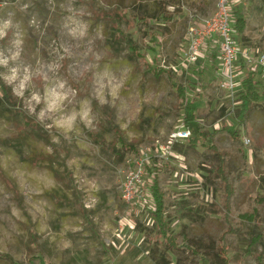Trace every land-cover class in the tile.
Instances as JSON below:
<instances>
[{"label": "rangeland", "instance_id": "obj_1", "mask_svg": "<svg viewBox=\"0 0 264 264\" xmlns=\"http://www.w3.org/2000/svg\"><path fill=\"white\" fill-rule=\"evenodd\" d=\"M218 1L0 0V83L14 96L12 111L0 104V264H27L33 240L49 256L44 264H194L157 240L151 174L142 168L133 178L137 165L130 153L114 152L121 148L118 133L140 149L144 165L152 164L151 156L170 162L174 171L162 178L171 230L220 236L227 227L221 215L199 211L204 201L218 200L217 178L208 171L218 158L181 137L187 127L175 83L204 110L191 128L212 132L228 126L241 135L239 141L225 134L217 138L221 147L244 150L228 156V168L251 166L235 204L254 192L264 196V109L244 106L219 87L218 41L205 43L195 62L185 56L189 26L213 17ZM165 6L174 13L170 23L162 20ZM238 7L249 28L264 30V0H243ZM117 13L123 33L152 66L174 71L172 82L137 65L127 42L115 39ZM144 16L150 24L168 26L156 44L141 23ZM234 23L232 15L237 42L251 49L262 93V53L237 36ZM17 111L38 123L41 135L20 126ZM130 181L133 196L126 199ZM257 228L264 229V207ZM254 229L239 224L226 240L229 257L243 254L242 242ZM245 263L258 264L250 256Z\"/></svg>", "mask_w": 264, "mask_h": 264}, {"label": "trees", "instance_id": "obj_2", "mask_svg": "<svg viewBox=\"0 0 264 264\" xmlns=\"http://www.w3.org/2000/svg\"><path fill=\"white\" fill-rule=\"evenodd\" d=\"M167 4L175 6L174 2H168ZM163 8L162 20L166 21V23H170L174 18V13L168 11L166 6ZM233 15L235 20L234 28L237 36H239V38L241 37L246 44L253 46L252 48L264 53V30L249 28V19L238 6L233 8ZM117 16H119V13L112 19L115 23L113 25V36L115 39H123L127 42L131 57L137 61V65H140L143 69L146 68L145 71L148 72L154 70L157 78L165 77L169 82H172L174 71L172 69L167 70L166 68H154L151 62L146 59V53H141L136 42L130 36L123 33V30L118 25ZM148 19H150L149 16L142 17L141 23L145 26H149L150 31L148 37L150 41L156 44L159 42V33L163 35L168 33V26L167 24H150ZM153 60H155V58ZM257 74L255 70L248 71L245 74L238 100H240L244 106L249 105L250 107L264 109V101L260 100L264 92H259L260 82L256 80ZM174 87L176 88L179 103L184 109V125L191 130V137L187 139L188 146L192 149H197L200 145L204 146L218 158V163L210 162L208 168V171L217 178L216 191L218 200L216 202L204 201L199 206V211L203 213L220 214L227 224V227L217 239L196 236L189 237L185 230L179 233L173 232L166 220V215L168 213L167 197L169 196V192L166 190V182L162 178V173H172L174 168L171 166L170 162L164 161L158 156H151L150 161H152V164L144 165V168L147 169L148 173L153 177L150 188L154 201L155 222L157 224V231L155 234L157 235V240L163 242L169 249L186 253L194 264H211L214 261H217L218 264H246L245 258L248 256L258 262V264H264V253L257 252L259 245L264 247V229L257 228L260 211L264 207V196L254 192L246 197L241 204H235L240 184L245 173L250 171L251 166L246 164L245 169L228 168L226 163L228 156L236 153H243L244 150L238 147H221L217 142V138L224 134L235 141H239L241 138L240 133L238 130H232L228 126L216 128L212 132L202 130L201 128H191V124L197 121L198 114L204 110L197 108L193 101L189 102L186 100L185 88L182 84L175 83ZM0 91V104L5 110L12 111L9 110L13 109L9 106L14 97L11 89L3 83H0ZM13 112L15 113L14 110ZM16 117L21 121L20 126H23L25 130L34 131L41 135V128L38 123H29L26 116L20 114V111H17ZM118 135L117 133L116 137L121 148L120 150H115V154L123 150L121 156L130 153L135 162L140 158V149L135 145L128 144L123 136ZM261 155L262 151H255V158H261ZM70 205L72 206L73 203ZM72 207H75V205ZM241 222L254 224L256 225V229L251 231L249 238L243 240L242 244L245 246L243 254L237 259H233L228 256L226 240L230 235L238 233V227L239 224L241 225ZM28 252L27 264H44V261L49 258L42 247L36 244L35 240L28 246ZM1 257L3 258V256ZM5 257L14 263L13 259L9 256Z\"/></svg>", "mask_w": 264, "mask_h": 264}, {"label": "built area", "instance_id": "obj_3", "mask_svg": "<svg viewBox=\"0 0 264 264\" xmlns=\"http://www.w3.org/2000/svg\"><path fill=\"white\" fill-rule=\"evenodd\" d=\"M243 0H219L217 11L213 17L204 19L203 22L191 24L188 28L185 41V56L190 62H195L201 55V49L208 41L220 43V64L222 72L217 75L219 79V87L226 91L228 96L233 100H237L239 93L242 90V82L245 74L248 71H254V57L251 49H242L236 40V34L231 26L233 8L238 6ZM235 5V6H232ZM258 63L264 65V53L258 59ZM219 68L217 69V72ZM245 71L244 75H240ZM256 71V70H255ZM216 72V73H217ZM235 110V106L233 107ZM183 138L191 137V130L186 129L181 134ZM249 143V139H245ZM137 172L133 173L134 177H139V173L144 168V159L139 158L135 161ZM137 181H140L137 179ZM132 181L126 187L125 198L130 199L133 196Z\"/></svg>", "mask_w": 264, "mask_h": 264}, {"label": "crops", "instance_id": "obj_4", "mask_svg": "<svg viewBox=\"0 0 264 264\" xmlns=\"http://www.w3.org/2000/svg\"><path fill=\"white\" fill-rule=\"evenodd\" d=\"M211 41V40H210Z\"/></svg>", "mask_w": 264, "mask_h": 264}]
</instances>
